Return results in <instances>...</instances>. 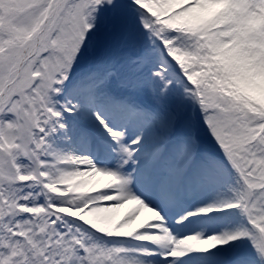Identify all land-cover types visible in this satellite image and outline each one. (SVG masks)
Here are the masks:
<instances>
[{"label":"snow or ice","instance_id":"obj_1","mask_svg":"<svg viewBox=\"0 0 264 264\" xmlns=\"http://www.w3.org/2000/svg\"><path fill=\"white\" fill-rule=\"evenodd\" d=\"M0 264H264V0H0Z\"/></svg>","mask_w":264,"mask_h":264},{"label":"rangeland","instance_id":"obj_2","mask_svg":"<svg viewBox=\"0 0 264 264\" xmlns=\"http://www.w3.org/2000/svg\"><path fill=\"white\" fill-rule=\"evenodd\" d=\"M122 210V209H121ZM121 210H117V214L119 215V214H121V213H123V210L121 211Z\"/></svg>","mask_w":264,"mask_h":264},{"label":"bare ground","instance_id":"obj_3","mask_svg":"<svg viewBox=\"0 0 264 264\" xmlns=\"http://www.w3.org/2000/svg\"><path fill=\"white\" fill-rule=\"evenodd\" d=\"M146 214V213H145Z\"/></svg>","mask_w":264,"mask_h":264}]
</instances>
